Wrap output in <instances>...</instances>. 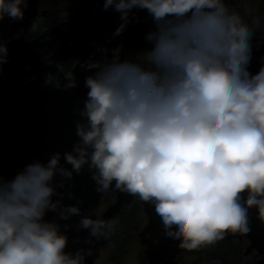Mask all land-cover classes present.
<instances>
[{"label": "clouds", "instance_id": "clouds-1", "mask_svg": "<svg viewBox=\"0 0 264 264\" xmlns=\"http://www.w3.org/2000/svg\"><path fill=\"white\" fill-rule=\"evenodd\" d=\"M27 7L28 0H0V19H22ZM110 7L121 21L113 36L134 8L146 10L154 23L144 37L149 46L135 59L116 48L82 64L94 71L84 78L79 139L71 150L0 177V264H87L93 249L66 251L67 233L45 219L48 211L64 220L81 212L53 197L85 166L98 192L118 190L153 206L162 235L178 248L248 233L252 207L264 223V63L255 74L248 70L260 18L246 23L226 0H103ZM44 59L57 68L45 85H77L51 53ZM7 60L0 42V68ZM57 175L65 179L53 183ZM116 223L95 213L76 228L89 230L90 244L107 240Z\"/></svg>", "mask_w": 264, "mask_h": 264}, {"label": "water", "instance_id": "water-1", "mask_svg": "<svg viewBox=\"0 0 264 264\" xmlns=\"http://www.w3.org/2000/svg\"><path fill=\"white\" fill-rule=\"evenodd\" d=\"M40 1L28 0L22 19L8 16L0 19V42H5L8 48V60L0 68V177L7 179L29 162L47 161L56 151L63 153L71 150L79 139L76 135V121L80 119L78 110L83 107L88 91L84 78L94 71L81 65L90 59H100L105 54L111 56L116 48H119L122 58L137 54L149 46L144 37L154 27L146 10L134 8L123 32L113 36L121 22L119 12L111 7L104 10L103 0H82L71 17L27 40L26 34L31 25L46 13L40 9ZM251 44L248 70L255 74L264 63V35L254 34ZM103 49L107 52L104 53ZM48 53H51L54 62L63 63L64 68L68 61L74 62L70 74L73 72L78 81L75 87L64 89L45 85L46 73L57 71L55 63L45 61L44 56ZM64 74L67 75L65 71ZM30 78L32 80L28 81ZM60 78L63 80L62 74ZM61 163L71 168L63 156ZM62 179L65 178L57 175L53 183ZM57 192L62 195L53 199L60 198L66 205L78 204L81 212L64 220L58 217L57 212L48 211L45 219L57 220L61 231L67 233L66 251L91 247L92 254L85 259L87 264H94L100 247L113 242L115 235L107 240L92 237V243L86 244L89 230L76 228L81 216L94 217L96 213L97 216L114 219L125 204L137 197L112 189L98 192L87 166L79 174L74 172L63 187H58ZM110 193L115 195V200L99 215L97 208L103 196ZM141 203L147 220L138 236L147 264H179L178 257L190 250L178 248V241L166 239L162 235L161 218L154 207L147 202ZM248 217L250 231L228 234V238L246 237V253L256 250L260 255L258 263L264 264V223L258 219L255 207L248 210Z\"/></svg>", "mask_w": 264, "mask_h": 264}, {"label": "trees", "instance_id": "trees-1", "mask_svg": "<svg viewBox=\"0 0 264 264\" xmlns=\"http://www.w3.org/2000/svg\"><path fill=\"white\" fill-rule=\"evenodd\" d=\"M76 0H42L41 6L47 9L46 15L35 24V28L30 29L28 37H33L46 27L57 23L61 19L67 18L74 11ZM258 1H260L258 3ZM230 8H234L244 18L246 23H250V18L254 16V7L257 5L258 14L264 15V2L262 0H227ZM257 33V32H256ZM261 35V33H257ZM136 55V54H135ZM135 55H128L126 58L135 59ZM74 66L73 61H68L64 71L69 74ZM115 199L114 194L103 196L98 213L108 206ZM114 240L106 246H101L100 250L106 247L104 260L99 251V256L94 264H124L126 256L132 251L133 244L139 240L138 233L144 226L147 216L143 210L141 200L135 198L131 203L125 204L120 212L115 216ZM248 239L246 237L228 238L225 236L214 245L202 247L196 250L186 251L178 257L179 264H259V254L256 250L246 253ZM137 264H146L147 260L143 253L138 254Z\"/></svg>", "mask_w": 264, "mask_h": 264}, {"label": "rangeland", "instance_id": "rangeland-1", "mask_svg": "<svg viewBox=\"0 0 264 264\" xmlns=\"http://www.w3.org/2000/svg\"><path fill=\"white\" fill-rule=\"evenodd\" d=\"M66 1H69V0H66ZM257 9H258V7H257V5H255V7H254V16H258L260 18V20H261V23H262V21L264 20V15L263 16L262 15H257L258 14L257 13ZM260 26H261V24H260ZM257 28L258 27H256L255 29H257ZM142 248H143V246L141 245L140 239H139L137 243L133 244L132 251L129 253V255L126 256L124 264H137V262H138V260H137L138 254L140 252L143 253ZM106 249L107 248L104 247L103 250L102 249L100 250V253H101V256H102L103 260H104V257H105Z\"/></svg>", "mask_w": 264, "mask_h": 264}, {"label": "flooded vegetation", "instance_id": "flooded-vegetation-1", "mask_svg": "<svg viewBox=\"0 0 264 264\" xmlns=\"http://www.w3.org/2000/svg\"><path fill=\"white\" fill-rule=\"evenodd\" d=\"M42 1V0H41ZM41 1H40V4H39V6H40V9H42V10H45L46 11V13H47V9H45V8H43L42 6H41ZM82 0H76L75 1V3H74V11L72 12V14L70 15V16H68L67 18H64V19H61L60 21H58L57 23H55V24H52V25H50V26H48V27H46L45 29H47V28H49V27H51V26H53V25H56V24H58L59 22H61V21H63V20H66V19H68L69 17H71L72 15H73V13L75 12V9H76V6H77V4L79 3V2H81ZM260 1H258V3H259ZM264 2V0H262V3ZM259 12V10L257 9V13ZM46 13H45V15H46ZM44 15V16H45ZM43 16V17H44ZM262 16H263V14H262ZM261 16V17H262ZM43 17L41 18V19H43ZM41 19H39V20H37L34 24H36L38 21H40ZM30 29H31V27H30ZM30 29H29V31H30ZM45 29H43V30H41V32H39V33H37L36 35H34L33 37H28V33H29V31L27 32V34H26V39L27 40H29V39H32V38H35V37H37L40 33H42ZM261 33V35H259V34H257V33ZM254 34H256V35H258V36H263L264 35V20L262 21V23H261V26L260 27H258L257 29H254ZM70 74V73H69ZM68 75V74H67ZM25 80V79H24ZM32 80V78H30L28 81H31ZM25 81H27V80H25ZM107 207V206H106ZM105 207V208H106ZM104 208V209H105ZM145 225V224H144ZM143 228V227H142ZM141 228V229H142ZM143 249H144V247L142 248V251H143ZM146 264H147V262H146Z\"/></svg>", "mask_w": 264, "mask_h": 264}]
</instances>
